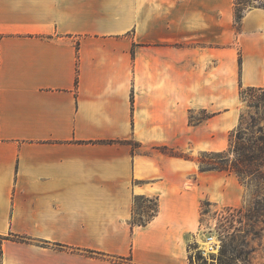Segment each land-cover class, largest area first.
I'll use <instances>...</instances> for the list:
<instances>
[{"label": "crops", "instance_id": "0c3cea01", "mask_svg": "<svg viewBox=\"0 0 264 264\" xmlns=\"http://www.w3.org/2000/svg\"><path fill=\"white\" fill-rule=\"evenodd\" d=\"M252 2L238 24L235 0H0V264H191L203 202L247 191L196 158L264 88Z\"/></svg>", "mask_w": 264, "mask_h": 264}, {"label": "rangeland", "instance_id": "374dc122", "mask_svg": "<svg viewBox=\"0 0 264 264\" xmlns=\"http://www.w3.org/2000/svg\"><path fill=\"white\" fill-rule=\"evenodd\" d=\"M239 3L241 12L254 4L252 0H239ZM241 100L244 127L255 131L258 136L256 129H264V90H245ZM203 117L201 113L194 115V121ZM240 124L241 120L232 132ZM255 124L257 127H254ZM245 186L247 191L241 206H220L207 202L202 204L201 228L190 245L191 264H264V183L253 179L247 181ZM138 204L142 207L145 200L139 199ZM146 205L151 210L146 212V218L141 214L136 215V222L148 219L156 208L154 201ZM208 228L214 229L222 243L218 254L205 257L199 251L198 240L201 238L200 234H207Z\"/></svg>", "mask_w": 264, "mask_h": 264}, {"label": "trees", "instance_id": "16d2710c", "mask_svg": "<svg viewBox=\"0 0 264 264\" xmlns=\"http://www.w3.org/2000/svg\"><path fill=\"white\" fill-rule=\"evenodd\" d=\"M239 8V0H235V18L238 24H240L246 10L241 12ZM245 90L262 91L264 88H243L240 92L241 96H244ZM243 120L244 118L241 116L240 126L236 131L230 134L229 147L227 150L221 152H203L196 158L201 172L217 171L234 175L244 185L247 181H252L253 179L264 183V129L258 127L256 129L258 136H256L255 131L244 127L245 123ZM254 127H257V125L255 124ZM138 146L139 145L136 143L133 144L134 148ZM157 149L169 155L192 159L187 153L177 151L167 146L158 147ZM152 211L153 213L148 219L155 216L157 213V206ZM141 224H146V221H142ZM4 239H7V237L0 238V246ZM13 240L21 242L26 241L25 238L18 235L13 236ZM89 254L91 256L94 255L92 251L89 252ZM113 259L112 264H134L132 257H113Z\"/></svg>", "mask_w": 264, "mask_h": 264}, {"label": "built area", "instance_id": "2783aa9c", "mask_svg": "<svg viewBox=\"0 0 264 264\" xmlns=\"http://www.w3.org/2000/svg\"><path fill=\"white\" fill-rule=\"evenodd\" d=\"M204 235L206 236L204 246L199 247L201 254L205 257L218 254L222 243L219 235L212 228H208L207 234Z\"/></svg>", "mask_w": 264, "mask_h": 264}, {"label": "bare ground", "instance_id": "6f19581e", "mask_svg": "<svg viewBox=\"0 0 264 264\" xmlns=\"http://www.w3.org/2000/svg\"><path fill=\"white\" fill-rule=\"evenodd\" d=\"M205 239H206V236L204 235V238H200V240H198V242H199V244L201 245V246H204V241H205Z\"/></svg>", "mask_w": 264, "mask_h": 264}]
</instances>
